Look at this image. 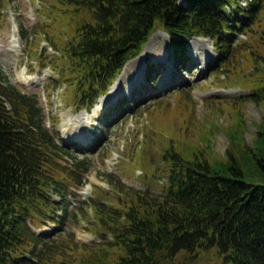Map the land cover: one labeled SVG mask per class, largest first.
Wrapping results in <instances>:
<instances>
[{"label":"trees","instance_id":"1","mask_svg":"<svg viewBox=\"0 0 264 264\" xmlns=\"http://www.w3.org/2000/svg\"><path fill=\"white\" fill-rule=\"evenodd\" d=\"M57 1L66 6L65 22L83 11L89 16L74 22L61 46L74 105L88 111L156 28L169 36L167 54L175 67L190 60L186 41L194 36L211 38L225 63L236 53L230 47L237 32L264 12V0ZM155 67L146 58V80L154 81ZM253 74L251 96L264 99V56L256 59ZM44 118L35 94L20 92L0 75V264H191L212 249L218 264H264V118L251 145L241 129L230 131L224 160L166 150L167 181L160 194L117 182L127 205L93 204L109 236L105 246L70 262L59 251L53 254L56 249L30 226L44 220L60 224L65 216L57 212H66L64 198L71 191L57 176L59 154L83 162L56 141ZM80 174L71 177L77 185L83 184ZM111 247L120 252L111 253Z\"/></svg>","mask_w":264,"mask_h":264},{"label":"rangeland","instance_id":"2","mask_svg":"<svg viewBox=\"0 0 264 264\" xmlns=\"http://www.w3.org/2000/svg\"><path fill=\"white\" fill-rule=\"evenodd\" d=\"M240 3L245 5L246 0ZM65 7L57 0H0V75L20 92L37 96L56 141L83 161L77 164L61 153L56 159L57 176L68 182L71 191L64 198L66 212H57L65 215L62 222L30 224L47 246L56 249L53 254L59 251L70 262L79 253L105 246L104 237L109 236L93 204L127 205L117 182L162 193L168 171L166 150L182 157L191 158L196 152L202 159L224 160L229 133L237 129L245 143L252 144L264 118V99L251 96L255 84L250 82L257 76L256 59L264 56V12L244 32H237L230 47L236 53L225 63L211 38L194 36L186 41L190 60L184 67L172 66L166 47L169 36L156 28L141 51L142 67L137 66L140 55L132 58L115 79L120 83L115 93L108 90L88 111L74 105V84L61 46L72 34L74 22L89 16L87 11L73 14L74 21L69 18L66 23ZM145 57L156 65L153 82L142 72ZM114 108L118 111L107 116ZM76 172L82 175V185L72 179ZM109 250L120 252L117 247ZM99 252L106 255L105 248ZM218 262L212 249L191 264Z\"/></svg>","mask_w":264,"mask_h":264},{"label":"bare ground","instance_id":"3","mask_svg":"<svg viewBox=\"0 0 264 264\" xmlns=\"http://www.w3.org/2000/svg\"><path fill=\"white\" fill-rule=\"evenodd\" d=\"M13 40L14 41H16V38H15V36L13 35ZM14 46H15V44H14ZM145 54V53H144ZM134 64L135 63H132V67H134ZM142 64V59L141 60H139V62H138V67L140 68V67H142V66H140ZM130 68H129V66L127 67V69L126 70H129ZM130 76H131V74L130 73H128V75H127V78H130ZM117 81V80H116ZM116 81H115V83H116ZM114 83V84H115ZM112 85L111 86V88H110V94H112V93H115L114 91H115V88L117 87L118 88V86L117 85H120V83H118V84H115V85Z\"/></svg>","mask_w":264,"mask_h":264},{"label":"water","instance_id":"4","mask_svg":"<svg viewBox=\"0 0 264 264\" xmlns=\"http://www.w3.org/2000/svg\"><path fill=\"white\" fill-rule=\"evenodd\" d=\"M129 61H130V60H129ZM129 61H128V62H129ZM128 62H126V64L124 65V68H123V70L126 68V65L128 64Z\"/></svg>","mask_w":264,"mask_h":264}]
</instances>
